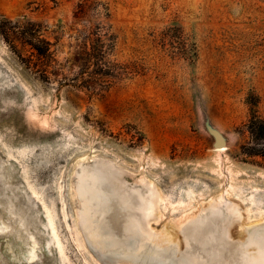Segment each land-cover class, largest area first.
Listing matches in <instances>:
<instances>
[{
    "label": "rangeland",
    "instance_id": "374dc122",
    "mask_svg": "<svg viewBox=\"0 0 264 264\" xmlns=\"http://www.w3.org/2000/svg\"><path fill=\"white\" fill-rule=\"evenodd\" d=\"M78 1L0 0V20L47 25L57 52L44 82L0 34V264H100L79 227L78 186L103 163L134 197L125 208L153 193L149 216L130 210L139 230L122 253L129 264L175 261L165 230L181 250L178 232L220 204L245 219L203 263L243 264L245 227L264 222V141L249 127L264 120V0H96L109 16L88 21L75 18ZM99 24L129 72L78 88L81 41ZM206 118L227 147L214 148Z\"/></svg>",
    "mask_w": 264,
    "mask_h": 264
},
{
    "label": "bare ground",
    "instance_id": "6f19581e",
    "mask_svg": "<svg viewBox=\"0 0 264 264\" xmlns=\"http://www.w3.org/2000/svg\"><path fill=\"white\" fill-rule=\"evenodd\" d=\"M116 176L117 173L111 169V165L106 163L86 170L80 175L78 192L83 199V208L79 214V227L89 251L94 253L93 256L100 264L103 262L129 264L122 257V253L128 249L129 238L134 235L131 231L135 228L134 232L137 233L139 230V222L130 210L135 207L146 217L153 212L151 191L149 198L140 194V203H135L130 210L125 208V200L126 202L133 200L125 199L128 195L120 193L121 188L118 186ZM128 197H133L132 193ZM130 204L132 206V203ZM242 218L245 219V215L235 205L210 206L178 232L177 236H180L178 245L181 246V250H176L173 245L168 244L174 238L165 230V239L161 238L162 242L165 240V257H177L172 262L165 260V264H205L203 262L207 254L206 249L214 246L217 238L223 237L224 234L234 239L231 226ZM245 228L248 234L240 243L249 254L244 256L243 264H264V222ZM156 245L161 246L160 243ZM151 260L149 257V261Z\"/></svg>",
    "mask_w": 264,
    "mask_h": 264
},
{
    "label": "trees",
    "instance_id": "16d2710c",
    "mask_svg": "<svg viewBox=\"0 0 264 264\" xmlns=\"http://www.w3.org/2000/svg\"><path fill=\"white\" fill-rule=\"evenodd\" d=\"M100 7L103 9L102 12ZM107 11V6L99 1L79 0L75 6L74 16L78 20L88 21L93 12L109 16ZM47 32V25L25 17L23 20L6 17L0 20V34L4 41L25 68L35 71L44 82H50L51 75L54 74L53 66L57 63L55 43L48 37ZM109 33V27L99 24L84 34L76 64L77 72L73 79L78 88L88 89L89 83H97L99 86L110 85L111 78L129 72L127 66L112 58L114 44ZM249 127L253 135L264 141L263 119L254 117Z\"/></svg>",
    "mask_w": 264,
    "mask_h": 264
},
{
    "label": "water",
    "instance_id": "95a60500",
    "mask_svg": "<svg viewBox=\"0 0 264 264\" xmlns=\"http://www.w3.org/2000/svg\"><path fill=\"white\" fill-rule=\"evenodd\" d=\"M205 128L214 139V148L227 147V136H225V134L218 127H216L209 118H206Z\"/></svg>",
    "mask_w": 264,
    "mask_h": 264
}]
</instances>
